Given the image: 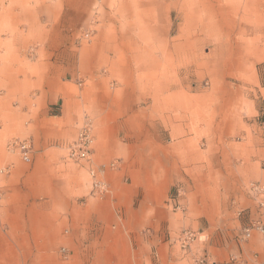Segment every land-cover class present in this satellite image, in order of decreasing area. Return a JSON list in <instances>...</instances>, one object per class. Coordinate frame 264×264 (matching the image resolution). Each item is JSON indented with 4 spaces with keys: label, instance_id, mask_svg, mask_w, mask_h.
Instances as JSON below:
<instances>
[{
    "label": "rangeland",
    "instance_id": "1",
    "mask_svg": "<svg viewBox=\"0 0 264 264\" xmlns=\"http://www.w3.org/2000/svg\"><path fill=\"white\" fill-rule=\"evenodd\" d=\"M10 1L0 0V263L73 264L87 258L68 215L91 196L99 193L101 199L111 192L103 175L107 168L118 188L122 182L140 190L134 199L120 198L114 204L118 211L122 203H129V213L141 211L142 189L150 180L156 183L165 216L178 218L180 255L187 254L184 246L221 238L227 228L237 227L240 240L245 229L256 233L264 227V0H224L223 9L210 13L198 0L199 13L187 0L167 2L154 11L158 43L144 38L136 1H127L130 9L123 15L120 0H92L86 18L79 19L76 0H45L60 7L56 19L41 16V26L50 30V47L43 53L36 39H27L26 48L14 41L16 21L2 18ZM35 1L26 3L33 7ZM107 25L130 39L135 79L154 76V69H145L157 58L165 82L181 81L176 101L159 105L155 96L161 92L142 85L130 89L122 71L113 73L110 65L81 54L84 42L96 35L93 30ZM187 37L190 47L206 41L189 50L198 58L189 63L182 58ZM166 39L171 49L162 43ZM50 77L57 79L55 106H50ZM235 88L242 96L230 107L234 115L223 131L217 128L220 117L208 125L217 105L184 100L185 93L199 98ZM180 122L194 127L185 138L176 135ZM86 124L93 139L90 160H71L68 149ZM186 138L202 153L178 163L189 150L179 146ZM25 141L31 145L29 162L17 148ZM107 147L113 150L109 158L91 154ZM89 162L106 185L103 193L94 186Z\"/></svg>",
    "mask_w": 264,
    "mask_h": 264
},
{
    "label": "crops",
    "instance_id": "2",
    "mask_svg": "<svg viewBox=\"0 0 264 264\" xmlns=\"http://www.w3.org/2000/svg\"><path fill=\"white\" fill-rule=\"evenodd\" d=\"M76 1L79 2L80 7L78 18L85 19L93 1ZM35 3L36 5L31 7L29 3H26V0H11V7L6 9L8 15L2 18L3 20L13 18L16 21L17 27L13 33V38L17 44L21 45V48H26L30 43L26 42L27 39L33 38L41 43L40 52L43 53L50 47L48 39H46L50 34V30H46L45 26H41V16H47L50 21L56 19L59 14L57 11L60 4H47L45 0H36ZM15 7H17L16 10L14 9ZM22 25L26 26L25 30L21 29ZM93 31L96 32V35L93 38H89L90 44H88V40L83 44L81 54L85 58L110 65V70L113 73H116L117 70L118 73L122 71L127 78L124 81V85L130 89H135L138 85H142V87L153 89L155 92H161V94L155 96L156 102L160 103L159 105L169 106L170 102L173 103L177 100L179 94L175 90L180 88L181 81L179 82V79H175L165 82L161 60L157 58L151 59L149 68L145 70L154 69L155 75L146 74L147 80L139 82V79H135V75H133L132 58L129 53L131 50L130 39L128 37L120 38L116 35L113 27L108 25L101 30ZM145 54L146 57L149 55L147 52ZM173 54H177L178 59H180L178 53L173 52ZM10 59H13L12 56ZM7 68L9 69V67ZM131 80L133 81L131 82ZM55 81H57L55 77L49 78L48 85L52 97L50 106H55L57 103L54 99L57 92L53 86L56 83ZM163 92H167L168 95H164ZM241 93L238 88L227 91L225 94H203L199 98L196 95L192 96L185 93L184 100L187 103L193 102L198 105L207 103L209 108L217 105L215 109H210L212 112H210L211 119L208 125L212 127L215 124L214 118L220 117L221 123L217 124V128L223 131L226 128V126L223 127V124L231 123L234 115L230 107L241 99ZM52 118L60 117L52 116ZM168 123L165 122V126ZM171 125L174 127V124L171 123ZM175 131L177 136L185 138L191 131H194V127L180 122L175 126ZM190 143L191 140L187 138L179 143L180 147L188 148L189 146V150L187 154L178 156V163L186 162L189 158L202 153L198 147L196 149L192 148ZM112 152V148L107 147V149H101L99 152L96 150L91 154L99 155L104 159L109 158ZM88 165L90 166L88 170H90V175H92L91 172L95 170V166H93L92 162H89ZM107 170L108 168L104 169L103 175L107 178L106 181L111 192L101 197V199H98L100 197H98L99 193H97L87 199L81 205L80 210L76 209L75 212L74 210L69 212L68 218L76 226V233L74 234L76 245L83 252H86L87 257L81 261H75L73 264H149V262L150 264H199L200 259L203 257L206 260L205 264H264L262 233L260 231L253 232L250 240L241 242L243 241L241 237V241L236 239L239 232L237 227L227 228L220 236L221 238H211L209 241L199 243L197 248L184 246V251L187 254L180 255L176 243L178 218L176 214L172 213L165 216L163 197L158 194L156 183L150 180L149 185L142 189L143 208L141 211L137 208V211L129 213V203H122L120 211H118L114 204L117 201L119 202L120 198L121 200L127 199L129 201L134 199V196L139 194L140 190H136L137 188L134 190V188L126 186L122 182L118 188L115 181L110 177L111 175H106ZM169 220L170 223L168 222ZM136 246L138 250L135 248ZM153 249H155L154 260L150 258V253L153 252Z\"/></svg>",
    "mask_w": 264,
    "mask_h": 264
},
{
    "label": "bare ground",
    "instance_id": "3",
    "mask_svg": "<svg viewBox=\"0 0 264 264\" xmlns=\"http://www.w3.org/2000/svg\"><path fill=\"white\" fill-rule=\"evenodd\" d=\"M127 1H129V0H120V2H118V4H119V10H120V12L124 15V14H126L127 15V12L129 11V6H128V4H127ZM133 1H136V7L138 8V10H135L136 11V13H138V14H143V17L139 20V22H140V24L142 25V27H143V36H144V38H148V37H153L154 39H156V40H154V41H156V43H158L159 41H158V37H157V35H155V33H154V30H155V28H154V25L156 24V21H157V18L154 16V11L159 7V8H165L166 6H168L169 4L167 3V2H172V1H174V0H165V1H163V0H133ZM198 1H200V3H199V5H207V8H208V11H209V13L210 12H215L216 11V8H219V9H223V7L225 6L224 5V3H223V1L224 0H198ZM186 5L187 6H190L191 5V10H193L194 12H197V13H199V7H197V5H196V3H195V1L194 0H187V2H186ZM198 5V6H199ZM26 6V5H25ZM186 7V6H185ZM192 7H193V9H192ZM158 8V9H159ZM187 8V7H186ZM185 8V9H186ZM184 9V10H185ZM164 10V9H163ZM162 10V11H163ZM158 11V10H157ZM160 11V10H159ZM161 12V11H160ZM120 13V14H121ZM194 15H196L195 13H194ZM202 16V15H201ZM198 17H199V15H198ZM160 20V19H159ZM128 21L127 22H125V23H123V26H126V27H128ZM152 23H154L153 25H151ZM157 23H158V21H157ZM111 26V25H110ZM112 27V26H111ZM156 27H157V25H156ZM171 36V35H170ZM187 39H189V37H187ZM192 42V40L191 39H189L188 41H186V46H188V48H185L184 47V51L186 52V54H185V56L184 57H182L183 58V61L184 62H186V63H189V62H193L194 60L196 61V60H198V58L197 57H195L194 55H192V58L190 57V52H189V50L190 49H193V52H194V49H196V45H202L203 43L205 44L206 43V41L205 40H203L202 42H201V40H199V42L197 41V42H195L194 43V45H193V47H190V43ZM162 43L163 44H165V45H167L170 49H171V43H172V41L171 40H168V39H166V40H164V41H162ZM109 48V47H108ZM188 50V51H187ZM215 52H216V54H219V53H217V51H216V49H215ZM221 52V51H220ZM220 55V54H219ZM204 63V62H203ZM204 65H207V63L206 64H204ZM162 73V72H161ZM134 75V74H133ZM132 75V76H133ZM162 75H163V73H162ZM161 76V75H160ZM133 79V78H132ZM136 79H138V78H136ZM133 80H131V82H132ZM179 82H180V80H179ZM175 83V82H174ZM173 83V84H174ZM130 84V83H129ZM181 84V83H180ZM176 89V88H175ZM214 111V110H213ZM210 112H212V111H210ZM228 116V115H227ZM223 118H224V115H223ZM222 118V119H223ZM227 118V117H226ZM221 123V122H220Z\"/></svg>",
    "mask_w": 264,
    "mask_h": 264
},
{
    "label": "built area",
    "instance_id": "4",
    "mask_svg": "<svg viewBox=\"0 0 264 264\" xmlns=\"http://www.w3.org/2000/svg\"><path fill=\"white\" fill-rule=\"evenodd\" d=\"M93 143L90 126L86 124L82 129L79 139L74 142L68 149V156L71 160L74 161H89L90 160V151ZM17 148L19 149L22 159L26 162L31 160V145L28 141L21 142L17 144ZM92 176L95 178L94 186L99 190L100 193H103L106 190V185L101 179H98V172L93 170ZM257 229L263 234L264 237V227L258 226ZM253 230L251 228H247L244 230L242 239L247 240L252 236ZM186 237L189 239L190 236L187 234Z\"/></svg>",
    "mask_w": 264,
    "mask_h": 264
}]
</instances>
